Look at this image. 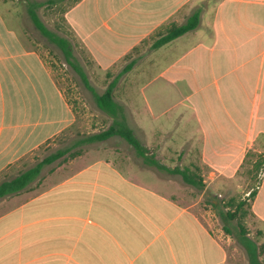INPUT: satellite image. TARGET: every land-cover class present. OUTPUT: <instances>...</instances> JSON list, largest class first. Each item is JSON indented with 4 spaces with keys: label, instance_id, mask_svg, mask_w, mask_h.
Wrapping results in <instances>:
<instances>
[{
    "label": "crops",
    "instance_id": "0c3cea01",
    "mask_svg": "<svg viewBox=\"0 0 264 264\" xmlns=\"http://www.w3.org/2000/svg\"><path fill=\"white\" fill-rule=\"evenodd\" d=\"M197 11L199 27L160 48L163 91L152 100L161 113L153 104L145 146L168 168L202 169L203 191L215 193L264 138V0H77L64 20L104 69ZM101 27L119 33L108 43L120 41L117 54L108 55L107 40L95 36ZM174 106L189 116L171 114ZM186 120L188 127H167ZM74 122L41 56L0 9V184ZM190 144L199 163H187ZM103 148L71 161L67 154L51 176L44 168L26 190L0 199V264L233 263L216 224L184 203L175 177L139 163L133 148L136 157ZM252 213L264 226V176Z\"/></svg>",
    "mask_w": 264,
    "mask_h": 264
},
{
    "label": "rangeland",
    "instance_id": "374dc122",
    "mask_svg": "<svg viewBox=\"0 0 264 264\" xmlns=\"http://www.w3.org/2000/svg\"><path fill=\"white\" fill-rule=\"evenodd\" d=\"M46 2L48 0H28ZM27 0H0V9L5 14L9 21V24L17 29L22 36L27 49L35 50L42 58L46 67L50 71L53 79L57 83L59 90L64 95L69 108L75 117V122L69 127L68 131L63 132L49 144L41 147L39 150L30 154L22 160L20 166H14L4 178H12L19 173L36 166L45 157L56 153L58 150L70 148L76 144L80 139L90 135L101 133L112 124V120L103 113L96 105L92 93L86 88L83 81L77 72L66 63L63 53L54 44L50 43L46 37H44L33 25L29 18L27 8ZM77 0H65L63 2H57L54 5L45 6L39 10L41 21L46 27L59 35L60 37L70 40L73 49L74 56L77 63L83 68L88 75L91 85L99 94H103L108 85L119 75L133 59H137L139 63L129 73L125 74L118 82L115 89L114 97L124 109L128 119V123L134 129L136 136L141 142L146 145V128L149 127L150 122L147 121V115L151 114L153 104L157 110L160 107L158 113H161V106L156 105L152 100V94H159L158 91H163V79L161 62L163 59L164 51L160 49L159 53H155L152 56L150 47L157 40V37L163 33V30L158 31L151 37L141 42L137 48L127 58L125 56L120 58L119 61L112 64L110 67L102 68L91 58L88 51L84 48L83 44L76 38L74 32L64 20V14L67 9L75 5ZM124 26H117L115 30H121V38L125 37L123 32ZM99 33L95 36H103L107 40L105 51L108 55L117 54L119 49V40H113L114 44L118 45L117 48H111L113 45H109L110 42L117 34L106 30L101 27ZM105 34V36L103 35ZM116 39V38H114ZM126 39V38H125ZM109 43V44H108ZM110 46V47H109ZM102 48V47H101ZM103 49V48H102ZM107 49V50H106ZM148 54V55H147ZM106 56L105 54H103ZM107 55V56H108ZM140 59V60H139ZM106 61V59H103ZM106 67V66H105ZM110 74V76L108 75ZM153 92V93H152ZM158 100L160 98L157 96ZM161 105H163V97L161 93ZM183 106H174L170 111L171 114H178L189 116L190 111L183 110ZM154 110V109H153ZM156 113L155 111H153ZM184 117V116H183ZM186 119V117H185ZM166 121H163V117L160 119V125ZM176 123L175 126L173 124ZM188 121L172 122L170 128H185L188 127ZM187 139V138H185ZM197 141L198 137L195 138ZM100 145L101 147H95ZM85 147V146H84ZM83 146L74 147L71 153L68 155V160L78 158V156L84 153V150L100 149H118L136 157L133 151V147L119 138L113 137L105 142H99L91 146V148L85 149ZM103 148V149H104ZM190 145H186L184 152H190V159H187V163H199L200 153L199 148L196 149ZM255 151H250L247 155L243 167L239 170L237 176L226 184L218 186V190L214 193L209 191L199 190L184 183L182 178L178 175H170L179 186L181 191L185 194L183 197L184 203L187 205H194L199 211V215L204 216L207 221L216 224V227L220 230L223 239L228 244V248L232 251L233 263L232 264H250L248 255L244 247L238 242L236 236L240 227L245 228L248 236L256 242L260 249V261L264 264V226L252 213V199L249 196L250 191L257 189L264 176V171L257 169L256 162L260 154H264V138H260L259 144L255 147ZM81 152V153H80ZM77 153L78 156L76 155ZM76 155V157H75ZM74 156V158H73ZM139 158V159H138ZM137 158L140 163L142 159ZM63 159L56 163L46 166L43 175L45 177L51 176L54 171L63 165ZM261 158V162H262ZM62 162V163H61ZM143 162V161H142ZM59 163V165H58ZM263 166V165H261ZM191 170V169H190ZM195 174L203 175L202 169L191 170ZM208 170H204L206 175H209ZM3 176L0 177L2 181ZM208 186V185H207ZM182 193V194H183ZM214 202H220V207L215 209L212 205ZM243 202L246 205L241 206ZM237 214L236 220L229 222V226L233 231V234L225 232L224 226L227 224L226 213Z\"/></svg>",
    "mask_w": 264,
    "mask_h": 264
},
{
    "label": "trees",
    "instance_id": "16d2710c",
    "mask_svg": "<svg viewBox=\"0 0 264 264\" xmlns=\"http://www.w3.org/2000/svg\"><path fill=\"white\" fill-rule=\"evenodd\" d=\"M28 1V0H27ZM62 0H48L46 2H38V1H28L27 12L30 20L32 21L35 28L47 38V40L56 45L64 55L66 63L69 64L80 76L86 88L92 93L94 97V101L97 107L105 113L111 120L112 124L107 130L87 136L85 138L80 139L76 144L70 148H66L63 150H58L56 153H53L46 158H44L41 162H39L36 166L22 172L17 177L2 182L0 184V199L9 197L12 195H17L24 190H26L32 183L37 181L41 177V173L46 166H49L56 161L62 159L67 154L71 153L74 147L91 145L94 143L104 142L113 137H119L125 140L130 146L133 147L138 157H140L143 163L147 166H154L158 171L168 173L170 175H178L182 178V180L189 186L197 188L199 190H204L206 185L202 177L198 174H195L190 169H182V168H168L163 165L159 160L156 159L155 155H152L147 147L141 142V140L136 136L134 129L128 123V119L125 113V109L115 100L114 93L115 89L118 85L119 80L127 73L132 71V69L137 64L138 60L134 59L130 61L124 69L119 73V75L108 85L106 91L103 94H99L95 88L91 85L88 75L83 70V68L77 63L76 58L74 56L73 46L67 38L60 37L55 34L51 30H49L46 25L41 21L39 10L45 6L54 5L57 2ZM201 12H195L189 19L188 22L184 25H172L166 28L160 36H158L157 40L150 47V51H156L169 43L175 41L176 39L184 36L185 34L196 30L200 25L201 20ZM110 76V74H108ZM81 153V152H80ZM79 153L76 155L78 156ZM75 155V157H76ZM248 157V155H247ZM74 158V156H73ZM261 158L263 159L261 162ZM263 165V166H261ZM257 169H261L264 171V154H260L258 156V160L256 162ZM262 181V180H261ZM261 185V183H260ZM259 185V187H260ZM258 187V188H259ZM258 188L250 191L249 196L252 200L255 199L258 193ZM220 202L212 203L215 209L219 208ZM246 205V202H243L241 206ZM227 220V224L224 226L225 232L228 234H233L231 227L229 226V222L236 220L237 214L235 213H226L224 215ZM229 221V222H228ZM240 231L237 233L238 242L244 247L247 252V255L250 261V264H263L260 261V249L258 248L256 242H254L246 232L245 228L240 227Z\"/></svg>",
    "mask_w": 264,
    "mask_h": 264
}]
</instances>
